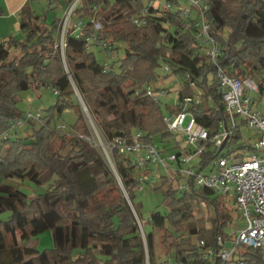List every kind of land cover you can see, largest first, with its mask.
I'll list each match as a JSON object with an SVG mask.
<instances>
[{"label":"trees","instance_id":"obj_1","mask_svg":"<svg viewBox=\"0 0 264 264\" xmlns=\"http://www.w3.org/2000/svg\"><path fill=\"white\" fill-rule=\"evenodd\" d=\"M167 2L173 8H166ZM180 4L179 0H47L48 10L72 7L73 19L66 28L56 15L47 22V13H36L29 0L21 6L23 38H0V214L10 212L8 219H0V264H264V252L248 246L237 247V258L222 260L217 237H230L225 227L235 208L210 189L194 186L192 179L186 182L187 189L179 188L180 176L172 174L159 173L158 185L146 180L162 193L161 203L167 208L150 211L148 222L177 239L168 246V260L162 261L153 233L143 230L146 251L137 223L140 204L134 203L140 173L128 155L112 147L129 204L111 169L85 138L89 129L74 101L76 95L109 143L116 138L131 142L136 132L143 142L154 140V135L160 136L158 142L172 136L160 102L142 93L151 86L168 94V89L155 85L171 74L181 83L176 105L166 106L170 114L180 112L189 97L186 111L210 134L221 123L228 126L216 66L198 46L197 28H185L200 13L189 5L197 16L186 17L176 9ZM204 4L208 33L220 48L217 64L236 77L254 79L264 93V0H204ZM10 48L17 53L11 54ZM94 48L104 54L102 63ZM41 87L57 92L55 103L45 108L39 121H24L30 124L29 131L18 135L17 128L10 130V122L25 117L18 105L19 92ZM64 108L77 114L72 131L58 128L64 124L57 122ZM239 137L236 125L224 145ZM240 149L247 151L249 146L242 144ZM215 154L207 146L200 168ZM25 179L45 185V190L28 196L14 184ZM35 223L51 230L52 247L38 250L27 244ZM204 250L212 251L209 259Z\"/></svg>","mask_w":264,"mask_h":264},{"label":"built area","instance_id":"obj_2","mask_svg":"<svg viewBox=\"0 0 264 264\" xmlns=\"http://www.w3.org/2000/svg\"><path fill=\"white\" fill-rule=\"evenodd\" d=\"M182 4L176 7L182 15L186 17H195L191 14L190 6H193L200 13L196 20L186 22L185 28L194 26L197 28L195 38L198 46L207 54L217 69V76L220 83V92L224 103V108L229 118L228 126L220 124L219 130L210 134L208 130L197 123L194 116L186 111L191 99H184V108L165 117L168 130L172 133L180 131L183 143L171 138L156 142L152 137L147 142L141 141V134L136 132L131 142L122 138H116L112 147L115 146L119 152L130 157V162L137 170L146 168L152 169L149 175L140 173L139 182L135 190L142 189V184L149 180L150 184L155 182L158 177L157 171L165 167L169 169L173 176L179 175L178 187L187 189V181L192 179L194 186L205 187L212 191L213 195L223 197L227 202L233 199V207L238 210L240 218L243 219V225L237 227L236 231L228 239L217 237L219 251L217 255L224 261L237 258L236 249L238 246H248L258 248L264 252V93H260L258 83L250 77H236L224 71L217 64V57L220 54V48L217 42L208 33L209 22L203 15L206 8L204 0H179ZM186 5V6H185ZM166 8H173L170 3H165ZM72 9V8H71ZM81 22L78 21L76 29L80 28ZM95 29H99L101 24L96 22ZM62 40L61 48H63ZM167 70V66L163 65ZM54 93H57L55 90ZM143 95L159 101V97L165 95L163 90H155L147 86L142 90ZM198 99H196L197 101ZM188 117L187 124L183 126L184 119ZM41 114L39 112H26L24 118L15 119L10 122V130H15L24 121L32 119L39 121ZM244 122L252 130L249 150L243 157L229 156L221 154L219 150L233 133L238 122ZM64 124H59L58 128H64ZM176 135V134H174ZM172 143L169 144V141ZM204 142L215 151V156L208 165L210 169L200 168L199 161L201 155L207 146L199 145ZM158 143V144H157ZM171 166L174 168L171 169ZM139 228L142 230L141 222L137 220ZM185 238V236H182ZM172 239L176 240L175 236ZM197 244L204 245L203 240H198ZM204 257L210 258L211 250H204ZM241 263V261H238ZM169 264H175L169 261Z\"/></svg>","mask_w":264,"mask_h":264},{"label":"rangeland","instance_id":"obj_3","mask_svg":"<svg viewBox=\"0 0 264 264\" xmlns=\"http://www.w3.org/2000/svg\"><path fill=\"white\" fill-rule=\"evenodd\" d=\"M18 0H0V38L1 39H8L9 37H13L15 39H22L23 38V32L20 29V13L17 11L16 13H12L11 10L14 7L15 3ZM29 5L32 10H34L36 13L40 14L43 12L47 13V22H50L53 15H56L58 17H62L63 24H65V28L67 26V23L73 19L71 18V6L70 7H61L58 6V8H53L48 10L47 0H29ZM75 5V4H74ZM158 6V3L155 4ZM64 33L61 31L59 42L61 43L64 38ZM94 53L96 56V59L102 63L105 60L104 54L99 51L97 48H94ZM14 48H10V53H14ZM122 53V50L119 51V54ZM160 72V71H159ZM180 79L178 76H175L174 74L169 75L167 78H161L159 83L155 85V87H164L168 89V94L160 96L159 97V104L161 106L162 112L165 117H169L171 114L166 109V106H174L176 105L178 101V94L177 91L180 86ZM19 107L23 112H39L40 114L45 113V108L50 106L51 104L55 103L56 95L54 94L51 87H41L39 90L34 89H27L19 92ZM74 101L78 104V109L85 121V124L87 125L89 129V136L85 137L100 153L108 167L111 169L112 173L115 175H118L116 163L112 157V145L109 143L103 136L98 124L96 123L94 117L90 113L89 109H84V104L80 98L79 95H76L74 97ZM77 118V114L75 110L72 108H64L57 120L58 123H64L65 129L68 131L73 130V124ZM188 117L184 119L183 126L187 124ZM37 124V123H36ZM238 129L240 131V137L236 139L234 143H229L227 145H224L219 150V155H229V156H239L240 158L243 157V155L247 154V151L240 149V146L242 144L247 145L250 141V138H252V130L243 122H238ZM30 124L24 123L20 125L17 128V134L22 135L25 134L27 131H29ZM172 136L170 137H164L163 140L176 138L179 140L180 143H183L181 140L183 138L182 133L180 131H174L172 132ZM176 134V135H174ZM160 139L159 135H154V140L158 142ZM172 143V140L169 141V144ZM158 144V143H157ZM174 167L171 166V169ZM206 171L210 169L209 166L206 167ZM152 169L146 168L145 173L142 174H148L151 172ZM137 173H141V170H137ZM165 175L169 174V169L163 167L160 169V171H157V174L159 175ZM174 181V180H173ZM155 184L158 185L159 179H155ZM174 183V182H172ZM14 184L17 186V188L21 191H23L28 196H33L38 193H41L45 190L44 186H38L31 182L28 179L25 180H15ZM154 184V183H153ZM142 189L135 191L134 196V203H139V217L140 221L142 222L143 229L141 231V235L144 240L145 249L147 251V243L146 238L144 235L143 230L148 233H153V240H154V247L156 253L160 256V260L165 261L168 260V255H166V251L168 250V246L170 242H173L174 239H172L173 236L169 235V232H167L165 229H155L152 227V224L148 222L150 211L153 209L158 208V210L165 212L167 208L163 203H161L162 200V193L160 191H155L152 189L151 185L143 183ZM229 206H233L234 202L233 199L230 198L229 202L227 203ZM10 217V212L6 211L4 213L0 214V219L6 220ZM243 225V219L240 218V214L238 210L233 209L232 210V219L230 220L227 227H225V232L228 233L230 236L234 234L237 227H240ZM35 231L33 236H30L27 240V244L33 243V245L38 250H43L46 248H50L53 245L52 241V233L50 229H43L38 223L34 224Z\"/></svg>","mask_w":264,"mask_h":264},{"label":"crops","instance_id":"obj_4","mask_svg":"<svg viewBox=\"0 0 264 264\" xmlns=\"http://www.w3.org/2000/svg\"><path fill=\"white\" fill-rule=\"evenodd\" d=\"M26 0H18L14 7L12 8L11 12L14 14L16 13L17 11L20 10L21 6L25 3Z\"/></svg>","mask_w":264,"mask_h":264},{"label":"water","instance_id":"obj_5","mask_svg":"<svg viewBox=\"0 0 264 264\" xmlns=\"http://www.w3.org/2000/svg\"><path fill=\"white\" fill-rule=\"evenodd\" d=\"M114 176H115L116 180L119 182V184H120V186H121V188H122V190H123V192H124V194H125V196H126V198H127V200H128V197H127V195H126V193H125V191H124V188H123V186L121 185L120 178L118 177V175H115V174H114ZM128 202H129V200H128ZM129 204H130V202H129Z\"/></svg>","mask_w":264,"mask_h":264},{"label":"bare ground","instance_id":"obj_6","mask_svg":"<svg viewBox=\"0 0 264 264\" xmlns=\"http://www.w3.org/2000/svg\"><path fill=\"white\" fill-rule=\"evenodd\" d=\"M83 102V101H82ZM84 104V103H83ZM84 109H86L87 110V106L84 104ZM88 111V110H87Z\"/></svg>","mask_w":264,"mask_h":264}]
</instances>
